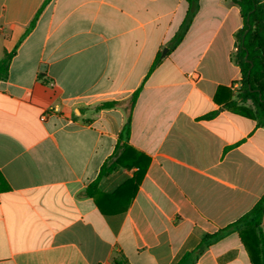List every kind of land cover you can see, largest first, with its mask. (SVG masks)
Segmentation results:
<instances>
[{"label": "crops", "instance_id": "obj_1", "mask_svg": "<svg viewBox=\"0 0 264 264\" xmlns=\"http://www.w3.org/2000/svg\"><path fill=\"white\" fill-rule=\"evenodd\" d=\"M44 1L0 0V60L15 49L0 80V264H175L264 195V129L222 107L240 79L239 9L197 0L170 50L184 0H50L23 36ZM138 89L118 155L143 176L134 190L139 167L119 168L86 197L126 121L95 107ZM194 264L251 263L232 233Z\"/></svg>", "mask_w": 264, "mask_h": 264}, {"label": "trees", "instance_id": "obj_2", "mask_svg": "<svg viewBox=\"0 0 264 264\" xmlns=\"http://www.w3.org/2000/svg\"><path fill=\"white\" fill-rule=\"evenodd\" d=\"M49 1H44L23 36L27 35L33 28L39 13ZM184 1L188 4V10L178 32L169 43L170 50L180 43L197 10V0ZM230 2L239 9L242 19V27L234 36L235 49L231 56L232 61L240 71V79L236 82L238 89L234 92V98L224 102L222 107L232 113L255 121L258 128L264 129V2L262 0H230ZM14 53L15 49L10 53H5L0 60V80L6 78L9 63ZM158 61L159 58L156 59L152 68ZM138 93L139 89L124 101L104 102L95 107L98 111L121 107L125 112L126 121L118 135L114 152L101 166L97 179L84 190V196L93 197L97 193L99 179L122 167L138 166L140 171L134 175L130 183L134 184V190L139 184L143 176L144 166H139L136 161L125 164L121 156L118 155L119 150L128 148L130 118ZM217 94L214 101L219 103ZM215 115L216 112H212L204 116L203 119ZM262 225H264V195L247 213L236 221L212 234L204 235L198 245L192 251L185 252L175 264H194L208 247L232 233L238 234L251 264H264V232L261 229Z\"/></svg>", "mask_w": 264, "mask_h": 264}, {"label": "built area", "instance_id": "obj_3", "mask_svg": "<svg viewBox=\"0 0 264 264\" xmlns=\"http://www.w3.org/2000/svg\"><path fill=\"white\" fill-rule=\"evenodd\" d=\"M231 89L235 92V91L238 89V84H234V85H232V86H231ZM48 113H49V111H47L46 113H44V114L41 116L40 120H44L46 114H48Z\"/></svg>", "mask_w": 264, "mask_h": 264}]
</instances>
